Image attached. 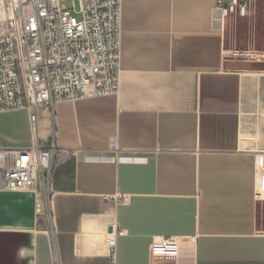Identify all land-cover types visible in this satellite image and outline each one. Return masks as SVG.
<instances>
[{
	"label": "crops",
	"instance_id": "0c3cea01",
	"mask_svg": "<svg viewBox=\"0 0 264 264\" xmlns=\"http://www.w3.org/2000/svg\"><path fill=\"white\" fill-rule=\"evenodd\" d=\"M236 21L217 0H123L120 92L40 110L38 138L72 157L46 202L0 186V264H264V70L226 69L256 48ZM32 143L27 111L0 114V148ZM156 237L178 257L153 260Z\"/></svg>",
	"mask_w": 264,
	"mask_h": 264
},
{
	"label": "built area",
	"instance_id": "2783aa9c",
	"mask_svg": "<svg viewBox=\"0 0 264 264\" xmlns=\"http://www.w3.org/2000/svg\"><path fill=\"white\" fill-rule=\"evenodd\" d=\"M264 0H217L224 17L252 15ZM123 0H0V114L29 113L33 143L26 149L0 148V186L9 191L38 187L46 202L57 166L72 152L54 138H38L39 112L57 102L118 95L122 73ZM242 61L258 62L260 53L238 50ZM116 147L112 142L111 149ZM256 198L264 199V155L257 160ZM117 204L128 197L117 196ZM47 204V203H46ZM45 205V204H44ZM114 230L108 239L116 261ZM195 242L196 238H192ZM181 239L156 237L153 260L178 257ZM57 261L56 248L53 249Z\"/></svg>",
	"mask_w": 264,
	"mask_h": 264
},
{
	"label": "rangeland",
	"instance_id": "374dc122",
	"mask_svg": "<svg viewBox=\"0 0 264 264\" xmlns=\"http://www.w3.org/2000/svg\"><path fill=\"white\" fill-rule=\"evenodd\" d=\"M236 18V23L238 24V41H242L245 48L250 47V44L254 43L256 48H249L250 50L255 49L264 52V1L261 2L259 13L255 20H253L252 15ZM230 38V42L228 41V47L232 45V36ZM239 42L238 48L240 49L242 48V45H240Z\"/></svg>",
	"mask_w": 264,
	"mask_h": 264
},
{
	"label": "water",
	"instance_id": "95a60500",
	"mask_svg": "<svg viewBox=\"0 0 264 264\" xmlns=\"http://www.w3.org/2000/svg\"><path fill=\"white\" fill-rule=\"evenodd\" d=\"M225 67L227 70L231 71H261L264 70V63L231 60L226 63ZM110 232H112V229H110Z\"/></svg>",
	"mask_w": 264,
	"mask_h": 264
}]
</instances>
